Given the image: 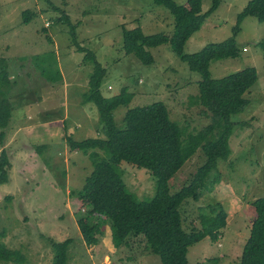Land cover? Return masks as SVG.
Instances as JSON below:
<instances>
[{
  "label": "rangeland",
  "instance_id": "374dc122",
  "mask_svg": "<svg viewBox=\"0 0 264 264\" xmlns=\"http://www.w3.org/2000/svg\"><path fill=\"white\" fill-rule=\"evenodd\" d=\"M247 2L221 0L183 48V53H193L234 37L238 56L212 60L211 77L249 66L257 71L256 83L245 93L249 103L232 115L229 156L209 175L199 199H186L180 206L186 230L200 227V214L212 213L218 205L227 212L217 241L206 237L188 248L190 264H238L255 216L252 203L264 196V20L245 16L233 33ZM211 4L212 0H203L202 12ZM27 10L33 15L25 21ZM62 12L75 24L76 41L85 52L76 50L68 25L58 21ZM137 25L145 34H170L174 17L152 0H0V57L6 60L11 82V116L6 127H0V152L6 151L10 162L9 180L0 184V242L22 256L21 261L0 264H51L52 243L66 238H72L67 264H161L142 235H130L114 247L110 223L101 219H97V243L86 245L77 217L87 209L74 213L70 201L92 164L87 153L69 149L67 137H104L96 106L84 101L94 65L85 58L86 52L105 69L103 96L111 97L124 86L132 93L128 104L113 111L117 126L123 124L128 108L154 101L166 104L170 119L183 130V139L210 123V115L196 101L199 74L190 71L168 43L150 48L151 65L125 53L122 29ZM58 70L64 78L49 80ZM82 102L86 104L80 106ZM45 129H52V137ZM40 145L44 146L40 153L29 152ZM203 161L198 149L169 179L170 191L187 185ZM118 168L128 192L140 199L153 195L154 178L146 169L127 163Z\"/></svg>",
  "mask_w": 264,
  "mask_h": 264
},
{
  "label": "trees",
  "instance_id": "16d2710c",
  "mask_svg": "<svg viewBox=\"0 0 264 264\" xmlns=\"http://www.w3.org/2000/svg\"><path fill=\"white\" fill-rule=\"evenodd\" d=\"M203 0H186L178 4L175 0H152L162 5L174 17L173 32L145 34L137 25L122 29V46L126 54H132L142 64L151 65L154 57L150 48L168 43L173 53L187 63L188 69L199 74L196 101L202 111L210 115V123L183 139V130L171 120L166 104L154 101L146 105H136L126 110L123 124L117 126L113 111L120 105L128 104L132 93L127 87L120 92L105 97L100 85L105 69L95 60L93 53H85V58L94 62L88 77V91L85 102H93L98 111L104 137L73 139L67 137L71 151L87 153L91 158L92 170L85 177L84 184L75 195H71V208L79 213L77 224L86 245L97 243L99 232L97 219L109 222L114 247L123 244L130 235H142L150 250L157 254L161 264H190L187 259L188 248L204 238L217 241L221 230L227 223V212L218 205L212 213L200 214V227L184 229L180 206L186 199L198 200L200 190L206 187V180L221 160L230 153L229 138L235 122L232 115L242 112L249 103L245 93L257 81L254 67H245L219 78L211 77L212 60L236 58L239 48L234 37L219 42H211L193 53H183L188 38L215 11L221 0H212L208 10L202 12ZM33 15L24 11V20ZM245 16L264 20V0H248L237 15L233 28L236 34L239 23ZM58 21L68 25L76 50H86L76 41L75 24H71L67 14L62 12ZM76 41V42H75ZM264 66V52H263ZM44 71V70H43ZM42 71V72H43ZM48 77L59 81L60 70ZM10 78L5 58L0 57V127H6L11 116V103L8 98ZM43 145L33 151L40 153ZM204 154L203 163L197 168L191 181L179 190L171 192L169 179L198 150ZM99 150L104 154H100ZM127 163L146 169L154 178V193L138 198L128 192L119 171V165ZM10 162L6 151L0 152V184L9 180ZM25 168V167H24ZM255 216L251 221L249 235L243 244L238 264H264V196L253 201ZM96 219V221H95ZM72 238L52 243L51 264H67L68 251ZM18 250L0 242V261H21Z\"/></svg>",
  "mask_w": 264,
  "mask_h": 264
},
{
  "label": "crops",
  "instance_id": "0c3cea01",
  "mask_svg": "<svg viewBox=\"0 0 264 264\" xmlns=\"http://www.w3.org/2000/svg\"><path fill=\"white\" fill-rule=\"evenodd\" d=\"M60 72H61V75H62V76H63V78H64V75H63V73H62V71H61V70H60ZM60 80H62V77H61V79H60ZM67 99H68V98H67ZM84 104H86V103H83V102H82V103H80L79 105H80V106H83ZM80 109H81V108H80ZM51 127H52V126H51ZM64 128H65V127H64ZM54 129H55V130H58V131H60V130H59V128H57L56 126L54 127ZM51 130H52V129H48V130H47V129H45V130H43V131H45V132L47 133V137H52V136H49V135H50V133H51ZM59 137H60V136H59Z\"/></svg>",
  "mask_w": 264,
  "mask_h": 264
}]
</instances>
